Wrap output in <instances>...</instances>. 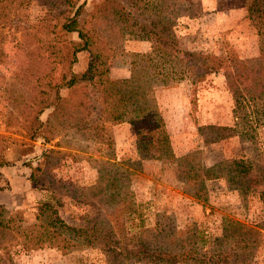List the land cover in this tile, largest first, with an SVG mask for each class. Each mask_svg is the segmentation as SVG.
<instances>
[{"label": "trees", "instance_id": "obj_1", "mask_svg": "<svg viewBox=\"0 0 264 264\" xmlns=\"http://www.w3.org/2000/svg\"><path fill=\"white\" fill-rule=\"evenodd\" d=\"M40 1L44 13L35 21L21 25L28 0H0V64L8 56L3 39L12 28V32L20 31L25 43L30 41L39 49L52 48L51 63L59 66L56 75L52 74V68L16 70L17 86L5 94L12 107L7 120L15 110L14 115L20 118L17 125L27 138L38 137L47 142L51 122L39 120L45 108L51 107L53 118L60 119L64 125L87 122L83 118L90 114L86 95L70 105L59 94L60 88L71 89L84 82L94 90L93 101L98 108L92 123H86L83 129L118 124L121 110L128 108L133 114L131 123L138 159L135 163L174 160L179 174L198 185L202 193L207 180L221 178L226 188L237 191L242 198L256 196L264 204V152L252 158L224 159L208 166L194 162L192 153L174 157L164 119L153 96L155 87L173 86L182 80L194 85L208 75L221 73L232 101V124L200 125L197 131L205 145L232 136L253 142L257 128L264 125V9L260 0H249L247 6L248 19L258 37L257 53L251 57H241L232 51L220 56L182 47L173 29L178 10L175 0H101L93 15L95 19H118L124 28L133 29L138 38L150 43L140 66L128 78L114 79L97 64L79 75L71 70L76 53L88 46L87 28L79 19L85 0ZM73 32L78 41L66 37ZM66 106L70 114L64 116L61 110ZM18 118L13 116L12 120L16 122ZM108 161L110 168L99 169L91 195L85 201L93 213L81 224L72 225L63 220L53 194L34 206L35 223L26 226L17 213L0 204V264H14L10 250L15 246L37 248L65 233H69L71 240L80 239L81 243L98 249L105 264H257L259 227L229 214L220 216L219 232L211 239L203 228H177L159 219L152 226H144L132 191L121 181L132 172L131 168L125 162ZM42 163L38 162L32 169L38 171ZM7 164L0 155V167ZM32 178L33 173L29 176Z\"/></svg>", "mask_w": 264, "mask_h": 264}, {"label": "rangeland", "instance_id": "obj_2", "mask_svg": "<svg viewBox=\"0 0 264 264\" xmlns=\"http://www.w3.org/2000/svg\"><path fill=\"white\" fill-rule=\"evenodd\" d=\"M100 1H84L79 19L86 25L88 46L76 53L71 70L79 75L97 64L98 68L106 69L111 79L128 78L140 66L143 55L149 52L150 43L138 38L133 29L124 28L118 19H95L93 15ZM175 2L178 10L174 15L173 29L182 47L220 56L229 51L241 57L256 55L258 37L248 19L249 0ZM260 2L264 9V0ZM23 12L21 25L39 18L44 7L40 0H28ZM227 14L229 27H225L220 18ZM48 37L51 38L52 33ZM66 37L78 41L74 32ZM3 44L8 56L0 64V155L8 164L0 167V204L17 213L22 224L35 223L34 206L50 194H53L59 214L66 223L78 225L84 222L86 216L93 213V208L85 201L91 195L99 169L106 171L110 168L107 165L109 159L111 162H125L131 168L132 172L121 181L132 191L144 226H152L159 219L177 228H203L211 239L219 232L220 216L229 214L259 227L261 240L256 262L264 264L263 202L256 196L242 198L237 191L226 188L221 178L207 180L202 193L198 185L179 174L174 160H140L135 163L138 159L131 123L133 114L128 108L121 110L118 124L83 129L86 123H92L98 108L93 101L94 90L84 82L71 89L60 88L59 94L66 97L70 105L85 94L90 112L83 117L88 119L87 122L64 125L60 119L53 118L52 108L48 107L39 114V120H50L49 140L27 138L17 125L20 118L14 115L15 110L7 120L12 107L5 99L6 91L17 86L15 72L19 68L25 71L52 68V74L56 75L59 66L51 63L54 57L52 48L39 49L30 41L25 43L20 31L12 32L11 28ZM40 58L45 60L40 61ZM153 96L164 119L174 157L192 153L194 162L208 166L224 159L252 158L256 153L264 152V125L257 128L253 142L240 141L237 136H232L206 145L203 143L197 126L232 124V101L221 73L208 75L194 85L182 80L173 86L155 87ZM61 112L64 116L70 114L67 106ZM13 116L18 118L16 122L12 120ZM50 149L52 151L48 152ZM38 162L43 163L35 171L32 167L38 166ZM32 173L33 178L29 179ZM69 236V233L62 234L37 248L15 246L10 250L11 259L14 264H105L98 249L81 243L80 239L71 240Z\"/></svg>", "mask_w": 264, "mask_h": 264}, {"label": "crops", "instance_id": "obj_3", "mask_svg": "<svg viewBox=\"0 0 264 264\" xmlns=\"http://www.w3.org/2000/svg\"><path fill=\"white\" fill-rule=\"evenodd\" d=\"M227 12V11H226ZM229 13V12H228ZM222 14H225V11L222 12ZM219 16V15H218ZM220 18L222 19V24H224L225 27H229L230 25V22H229V19H228V14L227 15H223V16H220Z\"/></svg>", "mask_w": 264, "mask_h": 264}]
</instances>
